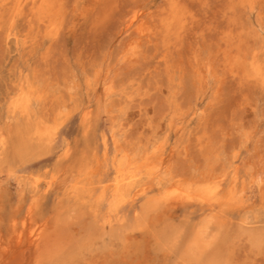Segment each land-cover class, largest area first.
<instances>
[{
	"label": "rangeland",
	"instance_id": "rangeland-1",
	"mask_svg": "<svg viewBox=\"0 0 264 264\" xmlns=\"http://www.w3.org/2000/svg\"><path fill=\"white\" fill-rule=\"evenodd\" d=\"M0 264H264V0H0Z\"/></svg>",
	"mask_w": 264,
	"mask_h": 264
},
{
	"label": "bare ground",
	"instance_id": "bare-ground-1",
	"mask_svg": "<svg viewBox=\"0 0 264 264\" xmlns=\"http://www.w3.org/2000/svg\"><path fill=\"white\" fill-rule=\"evenodd\" d=\"M134 21H136V20H134ZM17 149H18V151H20L19 150L20 149V146L19 145H18ZM138 168L139 167H137L134 163L128 162L127 160L122 161L120 163V165L118 167V182H117V185H116V195H115L114 202L112 203V206H114L115 210H117V208L119 207L121 201L130 199L131 202H132L134 200V199H131L130 198L131 197V193L133 191V188L136 185L138 186L141 183V180H142L140 178V174L141 173H140V170H138ZM155 173L156 172L153 171L150 174L151 175H154ZM159 177L160 176H158V178ZM134 189H136V188H134ZM205 191H207L209 194L214 195V194H216L217 187H213V186L207 187ZM177 192H178V189L175 188V189H173L171 191L164 192L163 193V196L169 197V196H171L173 194L174 195L177 194ZM181 192L184 193V191H181ZM209 203H210V201H209ZM197 243H200V241L197 242Z\"/></svg>",
	"mask_w": 264,
	"mask_h": 264
}]
</instances>
